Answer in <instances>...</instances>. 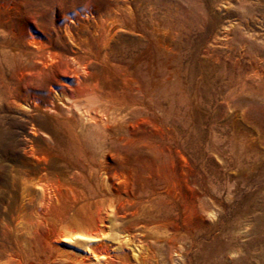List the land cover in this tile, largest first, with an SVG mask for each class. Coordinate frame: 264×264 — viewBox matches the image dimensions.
Segmentation results:
<instances>
[{
  "label": "rangeland",
  "instance_id": "374dc122",
  "mask_svg": "<svg viewBox=\"0 0 264 264\" xmlns=\"http://www.w3.org/2000/svg\"><path fill=\"white\" fill-rule=\"evenodd\" d=\"M142 211L167 260L264 264V0H0V244L115 262Z\"/></svg>",
  "mask_w": 264,
  "mask_h": 264
},
{
  "label": "bare ground",
  "instance_id": "6f19581e",
  "mask_svg": "<svg viewBox=\"0 0 264 264\" xmlns=\"http://www.w3.org/2000/svg\"><path fill=\"white\" fill-rule=\"evenodd\" d=\"M244 87V84L242 85ZM114 131V130H113ZM115 132L118 133V130ZM114 132V133H115ZM120 136V135H119ZM128 166V165H127ZM28 196V195H27ZM120 198H123L121 192L114 193L112 192L110 186L107 184L106 180H103L101 183V189L99 194V199L95 205L96 208L102 206H107L110 209H114L116 203L120 201ZM85 201H90L88 198H82L80 201L75 204V208L71 209L70 211L72 214L66 217V224L69 226L67 230H76V236L74 234L66 235V242L76 243L80 246H85L87 244H94L99 241L98 238L90 237V228L91 222L90 218L88 217L87 213L85 212L82 204ZM91 204V203H89ZM79 206L78 208H76ZM106 207V208H107ZM23 208V207H22ZM139 212L138 224L140 227L139 237L142 242H151V245L143 246L138 248L136 245L137 237L131 233L130 229L127 227H122L123 231L117 233V229H111L112 235L109 237V240L112 242H117L120 246L118 251L122 249L123 246L130 248L132 251V255L129 256L127 253L123 254V251H120L116 257V261H109L105 254H108L109 247L104 248L103 246L97 245L94 249L96 258H100L102 260H106L105 264H123L130 260H134L136 264H156L157 259L154 255L153 246L157 247L160 246V252H162L164 245L168 246L169 248L172 247V243L169 242L162 229L156 226V222L154 219L156 218L153 211H142ZM22 217V216H21ZM150 223L155 224L153 229L148 225ZM139 225V226H140ZM138 226V225H137ZM66 230V231H67ZM65 234V233H63ZM67 236L69 238H67ZM9 243V242H7ZM34 243V239H29L25 236L16 235V239L14 242L10 243L11 245L7 244H0V264H85L80 262L72 257L68 256L65 257L59 251L54 250L50 252L48 257L43 254L38 253L37 256L34 255L31 247ZM117 252V251H116ZM178 255V254H177ZM158 257L160 260L158 261L159 264H186L185 256L178 255L177 258L168 259L164 256V253H159ZM98 260V264L101 262Z\"/></svg>",
  "mask_w": 264,
  "mask_h": 264
}]
</instances>
